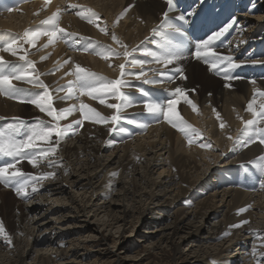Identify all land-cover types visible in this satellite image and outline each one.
<instances>
[{"label": "bare ground", "instance_id": "obj_1", "mask_svg": "<svg viewBox=\"0 0 264 264\" xmlns=\"http://www.w3.org/2000/svg\"><path fill=\"white\" fill-rule=\"evenodd\" d=\"M237 1L243 2L244 0ZM254 2L252 11L244 15L242 25L238 29L236 37L230 46L227 49L218 51L222 54L230 53L233 57L238 58L236 62L242 63L244 61L243 63H247V66L257 68L258 65H264V63H260L264 59L254 61L252 59L254 52H248V49L255 38V32L264 28V0H255ZM65 4L68 6L76 4L88 7L98 14L96 24H89L75 14L79 10L78 8L67 10L61 27L67 33L76 34L69 39L70 50L66 46L68 50L66 47V50L63 47H56L35 53L38 47L24 43L21 39L20 43L23 45V49L18 52L17 56H12L5 52H0V56L12 62L20 61L18 57L26 54L27 59L34 63L36 71L38 73H45L40 78L49 85V90L54 97L55 107H68L72 104L79 106V103L83 102L97 109L102 115L111 116L114 110L107 108L106 104H101L99 100L88 96H79L77 99V93V96H73L72 99L61 101L56 99L57 93L53 90L58 86L62 87L64 82L68 83L69 80H74V76L71 73L75 71L76 64L109 79L120 77L119 65L122 63L125 64L126 71L132 72V69L138 70V67L131 68L123 55L119 57L111 56L108 60H105L102 56L95 54L91 48L87 52H81L79 46L83 43H91L97 50H100V46H111L113 49L123 53L124 48L121 47V44H123L127 46V50L130 52L133 48H136L138 51L142 42L149 37L154 27L161 22L162 14L166 11L165 0H67ZM35 20L30 7H25L10 15L0 16V28L15 31L17 35L16 39H19L23 37L21 34L25 31V28H28ZM104 27L107 28V32L100 30ZM113 33L118 37L119 42L112 39ZM81 37L89 39L85 41ZM77 41L79 43H76ZM36 43L37 40L35 41ZM136 52H133L132 56ZM242 56H245L243 60H241ZM41 57H46V59H41ZM131 58L128 57L127 59L130 60ZM65 61H68V63H65ZM177 67L183 68L186 79L178 78L168 88L170 90H173L177 86L185 88L189 98L197 105L196 111H193L191 105L183 103L178 105V112L183 119L201 133L199 137L195 138V143L189 144L184 134L173 128L166 121L148 127L142 137L131 135L127 132L110 133V124L85 121L82 127H79L74 132H69L61 140L57 148L60 156L58 157L56 153L55 156L51 157L59 158L54 161L57 164L55 168H50L48 163H46L45 168H35L34 171L26 170L29 167L32 169L29 163H22L18 167L22 171L32 174L48 172L51 171L50 169H53L52 171L55 172V176H59V178L52 180L51 186L44 187V193L46 194L58 192L62 196L66 192L63 188H66L65 185L67 183L73 186L85 184L87 189L86 194H90L89 200L84 205L79 206H76L77 201L73 202V204L71 203L75 205L76 211L79 210V213L85 214L89 210L88 203L96 196L101 199L109 198L113 201L112 195L107 194L109 189L116 187V183L115 181H104L102 183L101 177L104 171L109 172V168L116 166L118 169L115 172L129 173L131 170H128L133 168V166L129 165L128 168L124 166L128 158L130 156L134 157L137 154L147 155L148 160L145 164L147 177L139 179V183L145 186L146 190H150V192L141 195L146 198L145 203L141 207L134 208L136 212H133V214L130 211H123L121 212L123 215L120 218L115 216L112 221L115 222V225L119 226L130 215L136 214L137 224L147 226V229H152L155 225L157 227L161 226L160 230L150 234L156 235L159 239L158 248H160L162 243L168 244V247L171 248L173 254L172 264H179L177 261L183 259L182 249L184 247H191V253L195 254V257H191L192 262L190 263H188L187 259L182 263L208 264L205 258L209 256V251L203 249L205 243L225 239L237 231H245L248 234L264 233V190H261V188L258 191L246 192L227 187L221 188L217 182H214L215 176L221 173L225 174V170L241 165L254 166L250 162L258 161V158L264 155V145L260 144L259 141L247 147H238L235 151H230L235 138L242 135L241 130L244 128L243 121L252 118L251 113L247 111V105L254 96V89L264 91V77L252 76L236 79L231 82V87H225V84L228 82L225 81L222 74L218 77L217 73L211 70L207 64L194 59L192 55ZM149 68L157 71L165 69L163 65L155 62L150 63ZM52 69L56 71H52ZM66 73L68 74L66 75ZM175 77H178V73ZM126 79L129 86H126L123 91L127 94V91L130 90V82L137 79L135 76H129ZM164 80L169 81L167 77ZM252 80L256 81L255 85L250 82ZM13 83L20 87L31 88V85L22 82L13 81ZM32 91L38 90L32 89ZM64 94V92L59 93L60 96ZM259 99L260 97L257 96V101ZM107 102L115 101L108 98ZM256 107H259V103L256 104ZM140 111H144V107L132 103V106L124 111V115L138 120L137 114ZM217 113H219V119L217 118ZM36 117L49 119L35 106L0 94V119L20 118L30 120L34 125ZM79 118L80 114L75 112L67 120L61 121V124L68 125L74 119ZM222 122L225 125L223 129L220 128V123ZM121 123L125 128L128 126L123 121ZM229 136L233 140L228 139ZM110 139L113 141L111 144L108 143ZM67 140L68 142L75 141L79 144V148H75L73 151L68 148L64 150L63 143ZM201 142L211 143L212 148L200 147ZM68 153L73 154L71 156L72 161H77V166H80V168L78 167L79 169L76 167L72 168L73 162H70L68 158L66 160L71 163L70 165L67 162H60L62 160L65 161L63 157ZM107 165H109L108 168ZM156 175H158L157 180L154 179ZM110 176L114 177L112 174ZM211 178H214L213 183ZM141 191L142 189L137 187L136 191H134L135 194L131 193L136 197ZM155 192L163 194V196L161 198L157 197ZM128 194L130 192L126 191L125 195ZM141 196L137 197L141 198ZM166 196L170 198V201L162 199V197L165 198ZM39 197L41 195L36 199H39ZM45 204L48 203L46 202ZM104 208L106 207L98 208L96 212ZM176 208H178L177 213L174 212ZM67 210V208L62 210L51 209L48 212L62 215ZM25 211H22L21 220L25 225L26 223L27 225L31 224L29 227L33 231L29 239H31L33 248L46 247L47 245H49L48 247L58 246L56 243L60 239L58 236H64V233L62 235L56 234V236L54 232L50 234V230L57 227L52 226L54 221H50V223L47 222V218L42 217V213L45 210L33 207ZM224 211L225 215L223 214V216H225V221L214 226V228L211 225L212 231H209L210 227L208 229L207 225H210ZM57 217L59 224H55L62 227V222L65 218H61L62 216ZM244 221H247V223H243ZM9 222L8 227L5 225L6 230L10 231L17 228L16 224ZM42 222L45 223L39 225ZM237 224L240 226L233 227ZM86 226H77L76 228H82L83 230ZM108 226L111 227V225ZM21 228L20 226V231H22ZM82 230L74 233L78 234L80 232L81 234ZM69 234L71 235L72 233ZM141 238L147 239L146 236L142 235ZM1 240L3 243H6L3 237H0V244ZM122 244L123 247L126 246L125 242ZM242 244L241 250H247L248 244ZM74 250L70 254L77 256ZM23 255L17 256L20 258L18 260L14 259L17 264H23L22 259L26 257L30 258L32 253L27 251ZM14 256L16 257V255ZM86 256L84 255L82 258L84 259ZM41 257L38 262L42 264L45 258ZM223 262L225 264H238L234 256Z\"/></svg>", "mask_w": 264, "mask_h": 264}, {"label": "snow or ice", "instance_id": "obj_2", "mask_svg": "<svg viewBox=\"0 0 264 264\" xmlns=\"http://www.w3.org/2000/svg\"><path fill=\"white\" fill-rule=\"evenodd\" d=\"M48 0H46V3ZM166 11L163 12V19L160 24L152 31L154 36L161 37L165 43L160 45L162 51L160 53L149 51L148 49L142 50V55L151 57L155 63L161 64L165 69L169 65H174L178 61L184 59V51L181 45H174L171 40L168 39V33L179 34L183 37L185 30L181 25L187 24L188 20L184 13L178 11V0H165ZM72 9H79L76 11V15L82 20L87 21L89 24H96L98 14L91 8L78 6L76 4L70 5ZM11 11L12 9H6ZM60 9H57L47 19L41 21L42 25L47 26L43 30L38 31H26L23 37L19 39H12L10 42L5 43L3 47H0V52L9 53L12 56H17L18 52L23 49V45L20 43L22 39L24 43L35 45V41L40 36H46L48 43L51 44L59 38L67 42L74 37L75 33H67L64 28L60 27ZM170 13H177L174 17H171ZM176 22H180L179 24ZM237 19L233 18L225 26L221 27L218 31H213L206 39L199 40L195 46L194 51L191 53L194 59L203 61L207 64L211 70L222 74L226 83L225 87H231V82L236 79H240L239 76H235L233 73L236 69L242 66L241 63L236 62L232 54H222L218 51L217 42L221 41L230 29L237 24ZM102 32H107V28H101ZM82 40L87 41L89 38L81 37ZM112 39L118 41V37L115 33L112 34ZM79 43V41H77ZM222 43V41H221ZM47 47V44L44 45ZM124 48L123 53L113 49L111 46H100V50L93 47L91 43L82 46V50L87 52L91 48L95 54L102 56L103 59L108 60L111 56H121L126 58V62L131 68L139 67L141 71L139 73H133L126 71L125 64H120V77L117 79H109L96 72H93L87 68L81 67L79 64L75 65V71L71 73L74 76V80H69L65 86H58L53 91L57 93L56 99L61 101H67L73 98V96H88L92 99L99 100L101 104H106L107 108L114 110L111 116H104L97 109L90 107L88 104L80 102L79 106L72 104L68 107L57 108L54 106V97L49 90V85L44 82L40 77L45 73H38L36 71L34 63L27 59V55H20L18 58L22 61V64H12L11 61H7L3 56H0V94L7 95L9 98H15L23 103H28L37 108L49 119H43L41 117L35 118V124L28 128L27 132L22 133L21 128L26 127L24 121L20 118H13L16 122L8 129L0 130V159L8 158L0 162V184L5 187H10L15 191L17 197L22 199H29L34 193H38L39 187L43 186V182L47 179L54 178L55 172H41L39 174L25 173L18 165L23 161H27L33 168H38L41 163L47 161L50 168H55L57 164L51 159L57 153V148L69 132L78 130L83 126L85 121L92 123H104L110 124L109 132L125 133L127 129L121 123L122 121L129 125H135L140 130H146L147 123L140 122L135 118H129L124 115V111L132 106V101L129 95L126 94L123 89L128 85L129 76H135L136 79H142L145 84H158L162 81L160 79H154L147 76V73L143 71L146 63L143 59H138L132 56L133 52L137 49L133 48L132 51L127 50V46L121 44ZM128 57H132L128 60ZM46 59V57H41ZM68 63V61H65ZM264 63V61H260ZM150 71L156 72L155 69ZM174 71L178 73L179 79H186L183 68H175ZM68 73H66L67 75ZM162 76H167L169 81L174 79L173 76L167 74V72L160 73ZM13 81L22 82L31 85V88L20 87L14 84ZM255 85L256 81H250ZM37 89L38 91H32ZM142 95L145 96L143 101V107L146 114L153 117V119L160 121H166L173 128L183 133L188 139V143L192 144L196 142V137L201 135L198 129L192 127L178 112V105L188 104L191 105L193 111H196L197 105L189 98L187 90L182 87H175L171 90L166 101L162 102L157 99H147V94L143 90H139ZM64 92L63 96L59 93ZM211 95V94H209ZM257 96L260 97L257 101ZM111 98L115 102H107V99ZM259 103V107L256 104ZM215 111V110H214ZM247 111L251 113L252 118L243 121L244 128L241 130L242 135L235 138L233 141V147L230 151H235L238 147H247L252 143L259 141L264 145V91L254 89V96L251 102L247 105ZM78 112L80 114L79 119H74L68 125H62L61 121L67 120L73 113ZM219 119V113H217ZM240 118V117H238ZM225 127L224 123H220V128ZM23 135L24 138H18ZM228 139L233 140L231 136ZM113 141H108L111 144ZM202 148H212L211 143H200ZM253 163L260 188L264 189V155L258 158V161ZM241 169L245 172L246 178L248 167L247 165H241ZM113 176L118 173H113ZM111 187V186H110ZM30 189V191H29ZM243 223H247L244 221ZM240 225H234L233 227H239ZM0 237H3L5 242L11 246V237L8 235L5 226L0 222ZM252 255L257 258L256 264H261V259H264V253L258 252L253 249Z\"/></svg>", "mask_w": 264, "mask_h": 264}, {"label": "rangeland", "instance_id": "obj_3", "mask_svg": "<svg viewBox=\"0 0 264 264\" xmlns=\"http://www.w3.org/2000/svg\"><path fill=\"white\" fill-rule=\"evenodd\" d=\"M199 129L201 130V128ZM203 131L206 132L205 130ZM63 145L64 150L68 148L73 151L75 148H79V144L75 141L68 142L67 140L63 143ZM72 155L73 154L68 153L65 155V157H63L65 161L62 160L60 162H67L68 164L69 162L66 160V158H68L70 162H73L71 157ZM57 156H60L59 150L57 152ZM146 156L147 155L144 156L143 154H137L134 157L130 156L131 158L129 157L130 159L128 158V160L124 163V166L127 168L129 165L133 166V168L128 170H131L129 173L115 172L118 169L116 166L114 168H109V172L104 171L102 173L101 182L115 181L116 183V187L109 189L107 194L112 195L113 201H111L109 198L101 199L97 198L96 196L88 203L89 210L85 214L79 213V210L76 211V208L74 207L75 205H72L73 202L75 203V201H77L76 206L84 205L89 200L90 194H86L87 189L85 184L73 186L70 185V183H67V185H65L66 188H63L66 191L64 195L60 196L58 192H52L49 193L52 195L50 197L49 194L44 193V187L51 186L52 180L59 178V176H55L54 178L47 179V181L45 180L43 182V186L39 187L38 193H34L31 196L32 199L29 198L24 202H21L15 193H7L5 189L0 187V222H2L4 226L6 225L7 227L9 221V223H14L17 226L15 229L12 228L13 230H6L11 237V246H9L7 243H3L1 240L0 264H17L15 260L20 259L17 256L23 255L27 253V251L32 253V256L30 258L26 257L22 259L23 264H36V262L37 264H41L38 262L40 260V256H42L41 258H45L44 261H42L43 259L41 260L44 262L42 264H172L173 254L171 252V248L168 247V244L166 243H162L160 248H158L159 239L156 235L150 234L160 230L161 226H159V228L157 225H155L152 229H147V226L137 224L136 214L130 215L128 219L119 224V226L117 224L115 225V222L112 221L115 216L120 218L123 215V213H121L123 211H130L133 214V212H136V209L134 208L141 207V205L145 203L146 198L142 197L141 195H144L146 192H150V190H146L145 186H142L139 183V179L147 177L145 164L148 160V156ZM51 159L55 161L59 158L54 157ZM46 163L47 161L41 163L37 169L45 168L47 165ZM70 164L71 163H69V165ZM108 166L109 165H107V168ZM75 167L77 169L80 168V166H77V161L74 160L72 163V168ZM26 170L34 171L35 168L32 167V169H30L29 167ZM50 170L52 171L53 169ZM113 173H118V175L111 177L110 175ZM157 177L158 175L154 176V179L157 180ZM137 187H140L142 191L140 194H137L136 197H134L133 194H135L134 191H136ZM126 191L130 192V194L125 195ZM131 192H133V194ZM155 194H157L156 196H159L160 198L163 196V194L161 195L160 193L155 192ZM40 195V200L36 199ZM42 195L46 197H43ZM137 196H141V198ZM162 199L170 201L168 196L165 198L162 197ZM27 201L29 202L27 203ZM46 202L48 204H45ZM103 206L106 208L96 212L98 208ZM33 207H39L45 210V214L43 212L42 217L47 218V222L54 221L52 226L57 228L50 230V234H53L54 232L56 236V234L62 235L64 233V236L57 235L60 238L56 242L58 246L48 247L49 245H47L46 247L33 248L31 239H29L33 231L29 227L31 224L27 225L26 223L25 225V223H22L21 220L22 211L26 212L25 210H29ZM66 208L68 209L67 212L62 215H55L54 212H48L51 209L62 210ZM177 211L178 208L174 209L175 213H177ZM225 211L219 215L217 219L213 220L210 225H207V228L209 229L211 225L213 226L211 227L214 228V226L224 222L225 216H223V214L225 215ZM57 216H62L61 218H65L62 222V227H59V225L57 226L55 224H59V219ZM55 218L57 219L55 220ZM216 222L219 223L217 224ZM43 223L45 222H42L39 225H42ZM83 225H87L83 230L82 228H76L77 226ZM108 225H111V227ZM20 226L22 227V231H20ZM211 227V230L209 229V231H212ZM80 230H82L81 234L80 232L78 234L74 233ZM69 233L72 234L70 235ZM141 235L146 236L147 239H142ZM124 242L126 244L125 247H123L122 244ZM242 243L248 244L247 250H241L243 246ZM73 249H75L74 251L77 253V256H72V254H70L72 253ZM203 249L209 251V256L205 258L208 264H223L224 260L230 259L232 256L237 259L238 264H256L257 258L252 255L253 249H256L260 253H264V233L248 234L245 231H237L230 234L229 237H226L225 239L205 243L203 245ZM191 251V247H184L182 249L183 259L178 260L177 262H179V264H185L182 263L185 259L188 260V263L192 262L191 257L195 254H192ZM14 255H16L17 258ZM84 255L87 256L83 259L82 257ZM261 264H264V259H261Z\"/></svg>", "mask_w": 264, "mask_h": 264}]
</instances>
